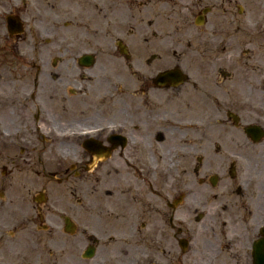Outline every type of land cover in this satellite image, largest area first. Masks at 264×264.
<instances>
[{
  "label": "flooded vegetation",
  "instance_id": "af4514ba",
  "mask_svg": "<svg viewBox=\"0 0 264 264\" xmlns=\"http://www.w3.org/2000/svg\"><path fill=\"white\" fill-rule=\"evenodd\" d=\"M0 264H264V0H0Z\"/></svg>",
  "mask_w": 264,
  "mask_h": 264
}]
</instances>
